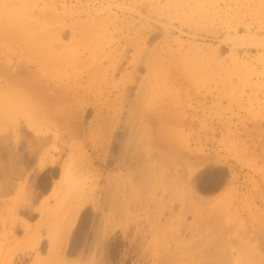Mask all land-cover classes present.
<instances>
[{
  "label": "rangeland",
  "instance_id": "374dc122",
  "mask_svg": "<svg viewBox=\"0 0 264 264\" xmlns=\"http://www.w3.org/2000/svg\"><path fill=\"white\" fill-rule=\"evenodd\" d=\"M0 61L83 122L0 78V264H264V0H0ZM148 115L209 161L160 171Z\"/></svg>",
  "mask_w": 264,
  "mask_h": 264
},
{
  "label": "bare ground",
  "instance_id": "6f19581e",
  "mask_svg": "<svg viewBox=\"0 0 264 264\" xmlns=\"http://www.w3.org/2000/svg\"><path fill=\"white\" fill-rule=\"evenodd\" d=\"M240 69L242 70V67L239 68V73L241 72ZM243 73L244 72L242 71L241 74L244 75ZM6 77H5L7 79L6 85L9 88L7 92L8 97L12 98V100L17 101L20 104L18 105L21 106L22 108L24 107V110L27 113L30 112L29 114L32 116V119H34L33 122H35V125L41 128L51 129L53 127L56 128L61 124L66 123V125L69 128V133L71 138H80L81 136H83V132H82L83 122L80 117V114L77 112V108H73L72 106L73 97L70 96V93L65 98H63V100H61V97L65 95L64 91L62 92L63 94L61 92L57 94L56 92H58V90L55 92L52 86L48 84L42 86V84H39V81L36 78H30V80H28V77H26L23 79L20 76V74H16V73L14 74L9 73L8 75H6ZM48 91L50 93H48ZM147 117L150 118V120L148 119L146 123L149 126L148 127L143 126L139 128L141 132H144L146 134L142 142L144 143V148L147 151L146 157L148 158V160H152V162L154 161L159 167V169H161L160 171H162L169 168H179L181 161L183 160L187 161L192 159V155H190L191 153H189L187 150L184 149L185 144H181L182 146L180 147L179 141L174 135L175 132L174 134H171L167 129L163 130L162 127L159 125V123L153 122L155 121L154 119L151 120L150 115H148ZM112 119L114 120L113 117ZM11 120L12 118L5 116L4 111L0 112V130L9 129L11 127V125L9 126ZM112 132L113 130L109 131L107 134L103 136L105 142L112 141L113 139H115V137H117L118 134L115 133L114 135H112L111 134ZM127 136L128 138L126 140L129 141L131 138L129 136V133L127 134ZM105 146L108 147L109 143L106 142ZM109 147L112 148L111 145ZM118 147L116 146V148ZM121 147L123 148V146ZM151 149H153L152 153H151ZM120 154L122 153L120 152ZM159 176L160 174H155L153 179ZM157 179H159L162 183H164L163 181L168 180V178H157ZM138 180L130 181L132 183L131 185L133 188L137 187V185L144 186L147 183V182L144 183L143 181L137 182ZM192 180L194 181L193 178ZM192 180L190 182H192ZM160 181L158 182L159 183L158 185L161 186L162 184ZM148 184L152 187L151 185L152 183L148 182ZM191 184L194 185V183ZM156 185L157 183H153V187ZM8 214H10V216L12 217V220L10 222V227H11L12 221H14L13 220L14 215L12 214V212L10 213V211L8 212ZM0 221L2 226H4V228L9 226L7 224V222H9L8 218H2ZM241 264L243 263L241 262Z\"/></svg>",
  "mask_w": 264,
  "mask_h": 264
},
{
  "label": "crops",
  "instance_id": "0c3cea01",
  "mask_svg": "<svg viewBox=\"0 0 264 264\" xmlns=\"http://www.w3.org/2000/svg\"><path fill=\"white\" fill-rule=\"evenodd\" d=\"M7 68H8V66L6 65V67H5V65L3 64V62L0 61V78L3 79V81H4L5 84H7V79H6L7 77H6V75H8L9 73L19 74L17 70H15V71H8ZM177 108H176V111H177V113H179V108L180 107L178 109ZM173 127H174V124L173 123H169V125L167 126V129H170L169 131H171V132L173 130H175V129H178V128H173ZM184 127H185V125L182 126V127H180L178 130H175V131H181L182 128H184ZM181 146L182 145L180 144V147ZM154 152H155V150H154ZM208 161L209 160H207V157L206 156H202V155H200L198 153H195V155L192 156V159L191 160H187V161L183 160V161H181L180 166L185 165V164H188V165H191V167H194L195 166V168H197V167L200 168L201 166L205 165Z\"/></svg>",
  "mask_w": 264,
  "mask_h": 264
}]
</instances>
